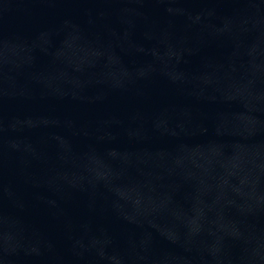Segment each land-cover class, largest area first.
I'll return each mask as SVG.
<instances>
[{
  "label": "water",
  "instance_id": "obj_1",
  "mask_svg": "<svg viewBox=\"0 0 264 264\" xmlns=\"http://www.w3.org/2000/svg\"><path fill=\"white\" fill-rule=\"evenodd\" d=\"M0 264H264V0H0Z\"/></svg>",
  "mask_w": 264,
  "mask_h": 264
}]
</instances>
